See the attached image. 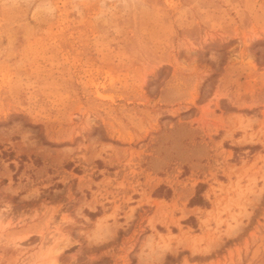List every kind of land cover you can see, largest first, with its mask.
I'll return each instance as SVG.
<instances>
[{
	"label": "rangeland",
	"instance_id": "374dc122",
	"mask_svg": "<svg viewBox=\"0 0 264 264\" xmlns=\"http://www.w3.org/2000/svg\"><path fill=\"white\" fill-rule=\"evenodd\" d=\"M0 264H264V0H0Z\"/></svg>",
	"mask_w": 264,
	"mask_h": 264
}]
</instances>
